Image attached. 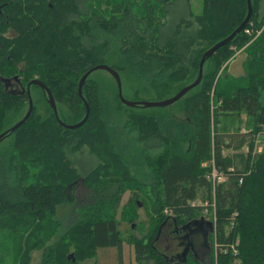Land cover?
Listing matches in <instances>:
<instances>
[{"label":"trees","instance_id":"1","mask_svg":"<svg viewBox=\"0 0 264 264\" xmlns=\"http://www.w3.org/2000/svg\"><path fill=\"white\" fill-rule=\"evenodd\" d=\"M133 1L112 5L105 16L102 9L90 6V0H0V133L8 118L28 104L25 89L35 78L52 91L62 121H80L86 107L78 82L98 64H108L136 84L130 89L132 100L152 93L156 100L170 97L181 88L174 93L176 83L192 81L203 53L230 35L248 11V0H203L200 13L193 12L190 0H141V12ZM252 7L249 22L263 23L264 0H252ZM249 39L244 28L205 61L212 62L213 70L204 72L183 120L132 114L122 130L126 140L109 124L106 93L92 73L83 86L90 114L78 128L61 125L42 89L32 85L47 104L46 115L36 113L34 105L29 118L15 130L17 153L0 157V229L11 236V264H28L29 251L37 247L43 248L38 264H94L96 249L107 246L119 249L123 264L124 239L134 245L137 261L174 264L155 246L163 223L170 220L174 227L192 223L205 209L211 213L213 204L215 231L209 259L204 263L191 253L179 264H264V151L252 155V134L264 128V35L245 47L250 55L243 61V75H227L225 83H214L234 50ZM115 88L119 105L126 106ZM242 114L249 133L239 126L221 127V119H241ZM93 119L103 131V140L90 144L74 133ZM55 130L58 146L73 167V178L65 187L69 191L71 182L81 178L94 199H82L79 213L51 240L61 224L54 187L50 182L28 181L21 154L52 143ZM134 143L141 159L153 166V179L143 181L150 186L143 194L153 214L146 235L125 237L116 217L128 182L120 167L130 166L128 149ZM247 145L250 151L245 152ZM228 149L232 152L224 153ZM112 159L119 175L107 171L109 176H104L102 170L112 167ZM212 164L228 178L215 187L209 177ZM137 205L129 199L123 216L137 219V213L127 215ZM46 219L50 230L40 234L41 221Z\"/></svg>","mask_w":264,"mask_h":264},{"label":"rangeland","instance_id":"2","mask_svg":"<svg viewBox=\"0 0 264 264\" xmlns=\"http://www.w3.org/2000/svg\"><path fill=\"white\" fill-rule=\"evenodd\" d=\"M123 0H90L89 4L90 6H93V8H97L98 10H103V14L105 16H108L110 14L109 9L112 5H117L119 3H122ZM133 1V0H132ZM191 1V8L194 13H200L202 10V4L203 0H190ZM134 8L141 12L140 5H142L141 0L139 1H133ZM249 33H246L248 36H250L249 41L241 48L234 50V54L231 55V57L228 59L227 62H229L230 59L234 57H241V53L243 56V60L248 59L250 53L246 52L247 50L245 47L252 43L254 40L259 39V37L264 35V22L256 24L255 20H251L249 22L248 27ZM245 49V50H244ZM240 54V55H239ZM239 55V56H238ZM227 62L222 66V68L219 70L218 74L216 75L214 79V83L216 81H220V84L225 83V76H227V68L224 69ZM211 63H206L205 68L203 70V78H204V72L207 71L209 73L210 69L213 70V67L211 66ZM198 72L194 75L192 78V81L195 80L197 77ZM219 75L220 78H219ZM93 78H97L104 88V91L106 93V102L104 105V108L108 110L107 114L110 112L108 117H111L109 119V124L114 126V128L117 130L118 133L122 132L124 126L126 125V122L129 120L130 115L136 114V115H143V116H151V117H160L164 116L168 120H183L186 117V106H189L190 100L192 99V96L198 91V87H195L191 89L188 93H186L180 100L175 102L171 106L167 107H151V108H142V107H128V106H121L119 105V102L117 101L116 94H115V83L113 77L106 72L105 70H96L95 72H92L91 75ZM231 77V75H229ZM239 77V76H235ZM202 78V79H203ZM122 79V86H123V96L127 99H133L134 94L130 91V89H134L136 84H131L130 81L126 80L124 77H121ZM191 80L184 79L183 82L176 83L174 85V93L180 88L183 87L189 83L192 82ZM219 84V85H220ZM30 94L33 98L34 105H36V113L41 115H46L47 112V104L42 101L41 95L39 91L35 87L30 88ZM155 93L152 94H142L140 95L139 100H156V96H154ZM47 99V98H46ZM165 99V98H163ZM120 100V98H119ZM124 105V104H123ZM127 107V109H126ZM28 104H26L23 109L21 110V113H18L17 116H10L8 118V121L5 124L4 130L8 129L10 126H12L14 123H16L27 111ZM105 115V117L107 116ZM226 118L221 119V127L224 124H228L231 130H235L236 127L239 126V129L246 128V121L247 117L245 114H242L241 119L237 118H230L228 120H225ZM108 120V119H107ZM70 124V123H69ZM97 122L94 121V119L91 121V123L83 128H81L78 132H75L74 134H77L81 136L84 141H88V143H92L90 140H92L94 143H97V141L103 140L102 137V130L99 126H97ZM56 131V130H55ZM14 131L10 135H8L4 140L0 143V157L5 155H9L11 151H14V144L16 140L18 139V134ZM122 138L126 140L127 133H123ZM58 132L56 131L52 137H54L50 144H48L45 147L37 148L33 150L30 153H27V150H22V161L24 163V168L27 171V176H30L28 181L35 182V183H46L50 182L54 187V201L56 205L57 210V216L60 220L61 224L58 226V228H55L53 231V236L51 237V240H54L56 237V234H59V232L65 230L66 226L70 224V220L72 217L75 216V214L79 213V209H81V206H77L80 204L81 200L83 199L84 202H89L94 199V195L92 192H90L89 186L86 185L83 179L80 178V180H74L71 182L72 186L70 190L68 191V188L65 187L66 183L70 179L73 178V167H71L69 164H67V159L65 155L63 154L62 150L59 148L57 139ZM100 144V143H99ZM101 144L105 145V141H101ZM132 144L131 148L128 149L131 157H128L130 166L128 168H125L121 166V174L123 176V180L128 181L126 182L127 191L123 193L121 196V204L119 206V209L117 211L116 217L118 218V227L119 231L122 232L123 236L127 237L131 235L132 233L136 234L139 237H142L143 235H146L150 229V218L153 214V207L151 202L147 199L146 194L144 195L149 189L150 186L145 185L143 181L151 182V179H153L152 169L153 166L151 164H148L144 161V159H141V152L138 150L137 147H135ZM17 153V150H15ZM244 151V150H243ZM231 153L232 150L228 149L225 150L224 153ZM20 155V156H21ZM4 157V156H3ZM112 164V167H110L108 170H102V174L104 173V176H109L107 174V171H114L116 174L118 171L114 169H119L118 166H116V161L112 159L110 162ZM210 164V163H207ZM206 165V164H205ZM71 168L70 170H67ZM119 175V172H118ZM26 176V175H25ZM26 176V177H27ZM102 175V177H104ZM109 179V178H107ZM226 179L221 182L222 184L227 181ZM220 183H217L218 185ZM144 191V192H143ZM147 193V192H146ZM214 193V190H213ZM134 199L137 203H139L138 208L132 209L130 208L129 212H127V215L133 216V214L137 213L138 217L137 219L132 218L127 219L123 216L122 210L125 206V204L129 201V199ZM212 217V216H211ZM207 219V218H206ZM208 220H211L210 218ZM41 221V220H40ZM212 221V220H211ZM48 220L41 221V226H44L40 230V234H44L47 232V228L50 230V224L47 223ZM8 232L0 229V264H11V236L7 234ZM212 233H210V238L212 237ZM211 240H209L210 242ZM238 242V240H237ZM216 246V243L214 244ZM42 247H37L29 251L28 255V264H38L42 258ZM9 252V254L6 256V254ZM94 264H119V249L116 246H107V247H98L96 249L95 258H93ZM122 260L123 264H154L153 260H142L141 262L137 261L135 258V252H134V245L129 243L127 239L123 240L122 245Z\"/></svg>","mask_w":264,"mask_h":264},{"label":"water","instance_id":"3","mask_svg":"<svg viewBox=\"0 0 264 264\" xmlns=\"http://www.w3.org/2000/svg\"><path fill=\"white\" fill-rule=\"evenodd\" d=\"M253 12L254 11H253V7H252V0H248L247 15L245 16L242 23L230 35L219 40L218 42H216L214 45L209 47L203 53L201 60H200L198 74H197V77L195 78V80H193L191 83L181 87L174 95L167 97L165 99H160V100H153V99L152 100H131V99L125 98L123 96L122 79H121L119 72L117 70H115L114 68L110 67L108 64H98V65H95L92 68L88 69L87 71H85V73L81 76V78L79 79V82H78V94L81 97V99L84 101V104L86 107V114L80 121H78L76 123L69 124V123H65L64 121H62L60 119L59 114H58V108H57L56 100H55L53 93L50 90V88L47 87V85L44 82H42L41 80L36 79V78L32 79L27 85L28 88L25 89V91L28 94L27 111L16 123H14L8 129H6L0 133V143L8 135L13 133L18 127L20 128V126L29 118V116L33 112L34 102L32 101L33 98L30 94V88L32 85H37L42 89V91L46 95L47 102H48L49 106L53 110L55 117L57 118V120L59 121V123L61 125H63L66 128H70V129L78 128V127L82 126L85 122H87V119H88L89 114H90V112H89L90 107H89L88 103L86 102V98H84V95H83V86H84V83H85L86 79L88 78V76L92 72H95L96 70L97 71L98 70H105L108 73H110V75L113 77V79L115 80V83L117 85L118 95H119L120 101L128 107H142V108L162 107V108H164V107L172 105L173 103L180 100L186 93H188L191 89L196 87L201 82V80L203 78V70H204L205 61L208 58H210L217 51V49H219L221 46L229 43L230 40H232L239 32H241L247 26ZM192 223L196 224L197 226L198 225L201 226L203 233L205 235V238H207L208 235L210 233L214 232V230H215V225H214L213 221L206 219L204 216L200 217L199 219L198 218L195 219L194 221H192ZM188 252H189V250L186 248L182 253L183 258L177 259L176 263H174V264H179L181 261H183V262L186 261V259H187L186 254H188Z\"/></svg>","mask_w":264,"mask_h":264},{"label":"flooded vegetation","instance_id":"4","mask_svg":"<svg viewBox=\"0 0 264 264\" xmlns=\"http://www.w3.org/2000/svg\"><path fill=\"white\" fill-rule=\"evenodd\" d=\"M209 235L205 238L200 225L186 223L174 227L170 220H166L158 233L155 246L174 263L177 259L183 258L182 253L186 248L189 250L188 254L192 253L206 263L211 252ZM188 254L186 255L188 256Z\"/></svg>","mask_w":264,"mask_h":264},{"label":"built area","instance_id":"5","mask_svg":"<svg viewBox=\"0 0 264 264\" xmlns=\"http://www.w3.org/2000/svg\"><path fill=\"white\" fill-rule=\"evenodd\" d=\"M249 31H250L249 28L245 27V32L246 33H249ZM242 131L244 133H247V132L249 133L250 130L249 129H246V128H243ZM252 138H253L252 155L254 156V155L259 154V153H261V152L264 151V128L260 132H257V133L252 134ZM243 150L245 152H248V151H250V147L247 145V146H245L243 148ZM209 174H210L209 177H210V179H211L212 184H213L214 187L216 186L217 183H221V182H223L226 179V176L223 173H221L215 167L214 164H212V169H211V172ZM212 206L213 207H212L211 213L208 211V209H205L203 216L205 218L209 219V216L211 214L212 215V218H210V219L213 221V223L215 225V214H214L215 213V206H214V204Z\"/></svg>","mask_w":264,"mask_h":264},{"label":"crops","instance_id":"6","mask_svg":"<svg viewBox=\"0 0 264 264\" xmlns=\"http://www.w3.org/2000/svg\"><path fill=\"white\" fill-rule=\"evenodd\" d=\"M240 55V54H239ZM238 55V56H239ZM243 56L241 53V57L239 59V57H234L232 59L229 60V62H227V74L226 75H231L232 76H240L244 74V65H243Z\"/></svg>","mask_w":264,"mask_h":264}]
</instances>
